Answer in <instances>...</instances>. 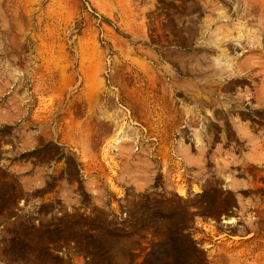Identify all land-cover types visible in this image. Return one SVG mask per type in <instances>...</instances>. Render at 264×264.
Listing matches in <instances>:
<instances>
[{
    "label": "rangeland",
    "instance_id": "obj_1",
    "mask_svg": "<svg viewBox=\"0 0 264 264\" xmlns=\"http://www.w3.org/2000/svg\"><path fill=\"white\" fill-rule=\"evenodd\" d=\"M261 170L264 0H0V264H264Z\"/></svg>",
    "mask_w": 264,
    "mask_h": 264
},
{
    "label": "bare ground",
    "instance_id": "obj_2",
    "mask_svg": "<svg viewBox=\"0 0 264 264\" xmlns=\"http://www.w3.org/2000/svg\"><path fill=\"white\" fill-rule=\"evenodd\" d=\"M220 9V8H219ZM216 10V9H215ZM222 10V9H221ZM220 11V10H219ZM225 12V11H224ZM226 22V21H225ZM217 23V22H216ZM240 27V26H239ZM240 29V28H239ZM216 37H218L219 38V36H216ZM216 37H215V39H216ZM226 38V37H225ZM218 40V39H217ZM261 42V41H260ZM215 43V42H214ZM211 44V43H210ZM218 46V45H217ZM253 46V45H252ZM210 47V46H209ZM218 47H220V46H218ZM221 48V47H220ZM209 49V48H208ZM257 49V48H256ZM205 50V49H204ZM222 52V51H221ZM223 53H221L220 55H221V57L218 55L217 57H216V61H218L219 62V64L221 63V62H223V63H225L228 67H230L231 68V66H232V63L231 62H233L231 59V61L230 60H228V58H225V57H222L223 55H222ZM101 56V55H100ZM124 56V55H123ZM150 56H151V54H150ZM238 56V55H237ZM139 57V56H138ZM98 58H99V56H98ZM155 58V57H154ZM100 59V58H99ZM157 59H158V62H157V60H156V58H155V60L156 61H154V63H153V65L151 64V66L149 65H147L146 63H144V62H139L138 61V58L136 59L137 61V64H138V66L140 67V68H142V69H144L145 70V68L146 69H148V70H150V71H152V70H154L155 71V69L157 68V67H159L160 65V62H159V58L157 57ZM234 59H237V58H234ZM165 60V59H164ZM135 61V60H134ZM142 61V60H141ZM204 61V60H203ZM215 61V62H216ZM198 62L199 61H197V64H198ZM213 63H214V61H212ZM236 61L234 60V63H235ZM167 63V62H166ZM175 63V62H174ZM201 64L200 65H202V62H200ZM155 64V65H154ZM148 67H147V66ZM200 65H197V68L198 67H201ZM215 65V64H214ZM216 65H218L217 63H216ZM216 65H215V69H216ZM207 66H208V64H207ZM213 66V65H212ZM195 68H196V66H195ZM201 68H203V66L201 67ZM203 69H205V67L203 68ZM148 70H146V71H148ZM157 70V69H156ZM159 70L161 71V75L162 76H164V77H166V75H169L170 76V74L171 73H169V71H167L164 67L163 68H159ZM158 70V71H159ZM208 70V69H207ZM231 70V72H236V69H235V67L234 68H232V69H230ZM149 71V72H150ZM159 71V72H160ZM219 71V70H218ZM157 72V71H156ZM238 72H239V70H238ZM237 72V73H238ZM247 72V71H246ZM146 73H148V72H146ZM148 74H150V73H148ZM193 75V74H192ZM200 75V74H199ZM194 76V75H193ZM196 76H198V75H196ZM65 77V76H64ZM68 77V76H67ZM66 77V78H67ZM152 77V76H151ZM172 76H170V78H171ZM149 78H150V76H149ZM167 78V77H166ZM63 79V78H62ZM151 79V78H150ZM194 79V78H193ZM152 80H154V79H151V84H152ZM159 80V79H158ZM169 80V79H168ZM195 80V79H194ZM235 80V79H234ZM243 80V79H242ZM253 80V79H252ZM101 81V80H100ZM167 81V80H166ZM170 81L171 82H176V80L174 79V81L173 80H171L170 79ZM215 81H216V79H215ZM67 82H69L68 81V79H67ZM160 82H161V79H160ZM168 83V84H172V83ZM193 82V81H192ZM200 82V81H199ZM166 83V82H165ZM165 83H164V85H165ZM187 83V82H186ZM206 83H208V82H206ZM216 83V82H215ZM62 84V83H61ZM67 84V83H66ZM179 84V83H178ZM195 84H197V83H195ZM200 84V83H199ZM180 85V84H179ZM178 85V86H179ZM182 85V84H181ZM193 85V84H192ZM220 85V84H219ZM66 86V85H65ZM151 86V85H150ZM188 86V85H187ZM189 86H190V83H189ZM203 86V85H202ZM237 86V85H236ZM125 87V86H124ZM170 87V86H169ZM177 87V86H176ZM182 87V86H181ZM184 88H185V86H184ZM208 88V87H207ZM209 88H211V85L209 86ZM196 89V88H195ZM217 89V88H216ZM185 90V89H184ZM172 91V90H171ZM198 92V91H197ZM196 93V92H195ZM203 93V92H202ZM214 93V92H213ZM204 94V93H203ZM208 94V93H207ZM215 94V93H214ZM205 95V94H204ZM198 96V95H197ZM206 96V95H205ZM205 96H203V97H205ZM208 96V95H207ZM229 96V95H228ZM219 97V96H218ZM38 98V97H37ZM220 98V97H219ZM212 99V98H211ZM233 99V98H232ZM231 99V100H232ZM234 99H236V98H234ZM238 99V98H237ZM168 100V99H167ZM220 100H222V98L220 99ZM230 100V101H231ZM202 101V100H201ZM220 102V101H219ZM237 102V101H236ZM208 103H209V101H208ZM221 103H223V102H221ZM227 103V102H226ZM233 103V102H232ZM240 103V102H239ZM216 104H218V100H217V102H216ZM224 104V103H223ZM200 105V104H199ZM214 105V104H213ZM241 105V104H240ZM240 105H238V106H240ZM217 106V105H216ZM245 106V105H244ZM168 107V106H167ZM193 107V106H192ZM201 107V106H200ZM223 107V106H222ZM242 107V106H241ZM226 108V107H225ZM237 108V107H236ZM235 108V109H236ZM243 108V107H242ZM245 108V107H244ZM173 109V108H172ZM193 109V108H192ZM197 109V108H196ZM163 110V109H162ZM242 110V109H241ZM191 111V110H190ZM195 111H197V110H195ZM57 113V112H56ZM187 113H189L188 111H187ZM190 114V113H189ZM152 117V116H151ZM161 117V116H160ZM188 117H189V115H188ZM193 117V116H192ZM34 120V119H33ZM89 122H90V120H89ZM30 123V122H29ZM149 124V123H148ZM237 124V123H236ZM158 125V124H157ZM150 127V126H149ZM246 127H249V126H246ZM151 129V128H150ZM149 131V130H148ZM153 131V130H152ZM246 131H248V130H246ZM244 132V131H243ZM247 133V132H246ZM244 134V133H243ZM70 135V134H69ZM225 140V139H224ZM117 142V141H116ZM199 142V141H198ZM217 144V143H216ZM255 153V152H254ZM259 154V153H258ZM257 155V154H256ZM255 155V156H256ZM251 156V155H250ZM225 157V156H224ZM257 157V156H256ZM259 157V156H258ZM261 157H263V154H262V156ZM250 158V157H249ZM252 158V157H251ZM222 159V158H221ZM254 159V158H253ZM225 160V159H224ZM239 160V159H238ZM256 160V159H255ZM260 160V159H259ZM258 159H257V161H255V162H258L259 161ZM230 161V160H229ZM226 162V161H225ZM246 162V161H245ZM244 162V163H245ZM218 163V162H217ZM220 163V162H219ZM218 163V164H219ZM243 163V164H244ZM234 164V163H233ZM246 164H248V163H245V165ZM262 164V163H261ZM225 165V164H224ZM240 165V164H239ZM242 165V164H241ZM250 165V164H249ZM252 165V164H251ZM257 165V164H256ZM221 166V165H220ZM261 166V165H260ZM232 167V166H231ZM252 167H255L254 165L252 166ZM257 167H258V165H257ZM256 168V167H255ZM260 168V167H259ZM263 167H261V169H262ZM244 170V169H243ZM253 170V169H252ZM233 171V170H232ZM242 171V170H241ZM254 171V170H253ZM257 171H259L260 172V170H257ZM263 170H261V172H262ZM247 172V171H246ZM242 173V172H241ZM262 173H264V171L262 172ZM256 174V173H255ZM254 174V175H255ZM258 174H260V173H258ZM239 175V174H238ZM250 175V174H249ZM264 175V174H263ZM256 176V175H255ZM227 177V176H226ZM225 178V177H224ZM226 179V178H225ZM228 179H229V177H228ZM254 179V178H253ZM226 181V180H225ZM229 182V181H228ZM233 182V181H232ZM225 183V182H224ZM231 183V182H230ZM236 185V184H235ZM230 218L228 219V220H226V219H223L224 220V222L225 221H227V222H233V221H235V218H233V216H232V218H231V216H229ZM234 223V222H233ZM46 228V227H45ZM48 228V227H47ZM44 229V228H43ZM11 232H16V230H14V228H11V230H10ZM16 235V234H15ZM14 235V236H15ZM53 235V234H52ZM165 248V247H164ZM25 248H22V247H20V246H18V247H13V246H11V248H7V254H11L12 252H14V253H16L17 255V260H24V261H27V262H33L32 260H34V259H32V258H26L25 259V257H24V255H23V250H24ZM5 250H6V248H5ZM2 253H5V251H3ZM14 258H15V256H14ZM16 259H15V261H16ZM43 259V258H42ZM37 260H39V259H37ZM15 263H18V262H15ZM27 264H32V263H27Z\"/></svg>",
    "mask_w": 264,
    "mask_h": 264
}]
</instances>
